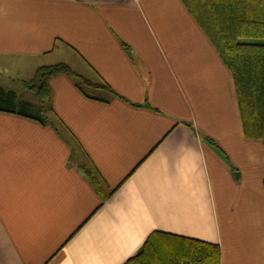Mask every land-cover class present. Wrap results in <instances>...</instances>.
Returning <instances> with one entry per match:
<instances>
[{
	"label": "crops",
	"instance_id": "obj_1",
	"mask_svg": "<svg viewBox=\"0 0 264 264\" xmlns=\"http://www.w3.org/2000/svg\"><path fill=\"white\" fill-rule=\"evenodd\" d=\"M56 63L111 92L38 98ZM0 76V264H135L154 233L264 264V147L180 0H0Z\"/></svg>",
	"mask_w": 264,
	"mask_h": 264
},
{
	"label": "trees",
	"instance_id": "obj_2",
	"mask_svg": "<svg viewBox=\"0 0 264 264\" xmlns=\"http://www.w3.org/2000/svg\"><path fill=\"white\" fill-rule=\"evenodd\" d=\"M180 2L231 75L244 138L264 147V0ZM59 74L74 78L79 89L111 92L102 80L92 82L63 63L38 67L25 86L43 100L48 81ZM22 107L17 113L28 117ZM219 260L216 245L164 233L151 235L131 259L135 264H219Z\"/></svg>",
	"mask_w": 264,
	"mask_h": 264
},
{
	"label": "rangeland",
	"instance_id": "obj_3",
	"mask_svg": "<svg viewBox=\"0 0 264 264\" xmlns=\"http://www.w3.org/2000/svg\"><path fill=\"white\" fill-rule=\"evenodd\" d=\"M50 62H54V61H50ZM40 67V66H39ZM38 68V67H37ZM36 68V69H37ZM36 69H34V70H32V69H29L28 71H26L25 72V79H21V80H23V81H25V82H28L31 78H32V76L34 75V72H35V70ZM2 76H0V84H3L5 81V79L4 78H1ZM24 77V76H23ZM12 87H14L15 88V90H17L18 89V87L19 86H12Z\"/></svg>",
	"mask_w": 264,
	"mask_h": 264
}]
</instances>
